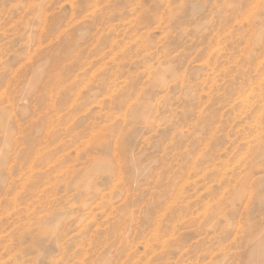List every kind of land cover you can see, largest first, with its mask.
Instances as JSON below:
<instances>
[{"label": "rangeland", "instance_id": "1", "mask_svg": "<svg viewBox=\"0 0 264 264\" xmlns=\"http://www.w3.org/2000/svg\"><path fill=\"white\" fill-rule=\"evenodd\" d=\"M0 264H264V0H0Z\"/></svg>", "mask_w": 264, "mask_h": 264}, {"label": "bare ground", "instance_id": "2", "mask_svg": "<svg viewBox=\"0 0 264 264\" xmlns=\"http://www.w3.org/2000/svg\"><path fill=\"white\" fill-rule=\"evenodd\" d=\"M87 219V218H86Z\"/></svg>", "mask_w": 264, "mask_h": 264}]
</instances>
